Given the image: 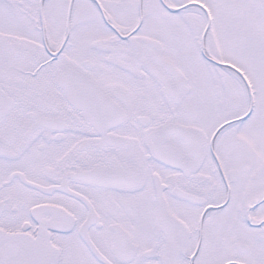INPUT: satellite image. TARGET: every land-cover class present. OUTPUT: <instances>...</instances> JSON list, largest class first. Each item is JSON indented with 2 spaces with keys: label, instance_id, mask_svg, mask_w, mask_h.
<instances>
[{
  "label": "snow or ice",
  "instance_id": "6c2138e0",
  "mask_svg": "<svg viewBox=\"0 0 264 264\" xmlns=\"http://www.w3.org/2000/svg\"><path fill=\"white\" fill-rule=\"evenodd\" d=\"M0 264H264V0H0Z\"/></svg>",
  "mask_w": 264,
  "mask_h": 264
}]
</instances>
